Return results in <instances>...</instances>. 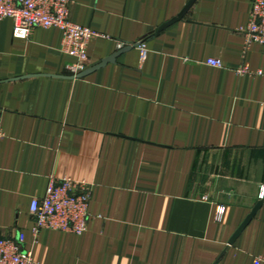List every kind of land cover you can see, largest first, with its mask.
<instances>
[{
    "label": "crops",
    "instance_id": "1",
    "mask_svg": "<svg viewBox=\"0 0 264 264\" xmlns=\"http://www.w3.org/2000/svg\"><path fill=\"white\" fill-rule=\"evenodd\" d=\"M191 1L72 0L70 21L98 35L87 70L130 48L81 79L67 75L59 30L24 38L0 21V238L35 264L264 256V204L229 245L264 187V78L238 74L264 72V46L239 34L251 0H194L156 33ZM66 177L92 185L87 232L34 238L31 200Z\"/></svg>",
    "mask_w": 264,
    "mask_h": 264
},
{
    "label": "built area",
    "instance_id": "2",
    "mask_svg": "<svg viewBox=\"0 0 264 264\" xmlns=\"http://www.w3.org/2000/svg\"><path fill=\"white\" fill-rule=\"evenodd\" d=\"M72 0H0V21L10 19L15 33L28 38L34 29L59 30L62 34L60 52L75 61L66 67L67 75L76 78L88 69L87 48L98 35L89 28L74 24L69 19ZM247 24L239 30L244 44L264 46V0H251ZM140 61L147 55L144 42L136 45ZM212 68L223 67L220 60L209 59ZM240 76L264 78V72H253L247 67L238 70ZM5 139L0 117V143ZM92 185L72 178L50 179L43 198L31 200L29 214L34 221L32 234L48 230L82 236L88 230L89 204ZM259 200L264 201V187ZM222 213V212H221ZM264 262V256L255 264ZM0 264H35L32 253L22 248L20 241L0 238Z\"/></svg>",
    "mask_w": 264,
    "mask_h": 264
},
{
    "label": "water",
    "instance_id": "3",
    "mask_svg": "<svg viewBox=\"0 0 264 264\" xmlns=\"http://www.w3.org/2000/svg\"><path fill=\"white\" fill-rule=\"evenodd\" d=\"M194 0H192L191 2H189V4L185 7L184 11L182 12V14L176 19L173 20L172 22H169L168 24H165L164 26H162L156 33H159L160 31L164 30L165 28H167L169 25H171L172 23L180 20L183 18V16L185 15V13L190 9L192 3ZM130 48H126L120 52H118L117 54H115L114 56H111L105 60H103L101 62V64L99 66H96L95 68L86 70L85 72H83L82 74H80L79 76H77V79H81L84 78L86 76H88L89 74L95 72L96 70L104 67L105 65L109 64V63H113L115 61V59L117 58V56H119L120 54H122L125 50H128ZM264 201H259L256 206L254 207V209L252 210V212L249 214V216L244 220V222L241 224V226L238 228V230L235 232V234L232 236L231 240L229 241V245H232L234 243V241L236 240V238L241 234V232L244 230V228L250 223V221L253 219V217L255 216V214L257 213V211L263 206Z\"/></svg>",
    "mask_w": 264,
    "mask_h": 264
}]
</instances>
